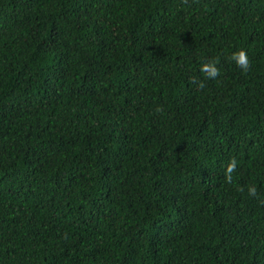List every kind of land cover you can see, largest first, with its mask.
<instances>
[{"label":"trees","instance_id":"16d2710c","mask_svg":"<svg viewBox=\"0 0 264 264\" xmlns=\"http://www.w3.org/2000/svg\"><path fill=\"white\" fill-rule=\"evenodd\" d=\"M0 264H264V0H0Z\"/></svg>","mask_w":264,"mask_h":264}]
</instances>
